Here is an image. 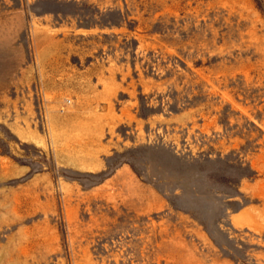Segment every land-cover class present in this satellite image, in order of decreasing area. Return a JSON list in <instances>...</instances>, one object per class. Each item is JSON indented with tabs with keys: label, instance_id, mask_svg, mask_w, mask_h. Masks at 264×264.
I'll return each instance as SVG.
<instances>
[{
	"label": "rangeland",
	"instance_id": "1",
	"mask_svg": "<svg viewBox=\"0 0 264 264\" xmlns=\"http://www.w3.org/2000/svg\"><path fill=\"white\" fill-rule=\"evenodd\" d=\"M0 264H264V0H0Z\"/></svg>",
	"mask_w": 264,
	"mask_h": 264
}]
</instances>
